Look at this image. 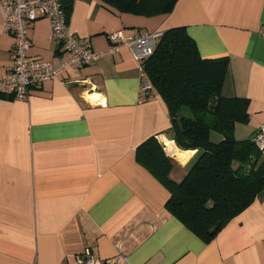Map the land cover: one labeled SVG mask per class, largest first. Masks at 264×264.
<instances>
[{
    "label": "crops",
    "instance_id": "1",
    "mask_svg": "<svg viewBox=\"0 0 264 264\" xmlns=\"http://www.w3.org/2000/svg\"><path fill=\"white\" fill-rule=\"evenodd\" d=\"M2 26L0 8V81L14 45ZM178 26L202 57L228 58L221 94L247 101L235 138L250 139L264 127V0H178L156 15L73 0L69 30L90 37L101 55L32 87L27 100L0 93V264H75L87 248L111 264H264V189L205 242L167 209L169 188L137 160L148 138L170 141V177L179 182L198 150L172 138L159 94L140 100L141 66L109 34L132 38ZM28 35L31 57L55 65L68 57L49 18L32 22ZM209 137L224 138L214 130Z\"/></svg>",
    "mask_w": 264,
    "mask_h": 264
},
{
    "label": "trees",
    "instance_id": "2",
    "mask_svg": "<svg viewBox=\"0 0 264 264\" xmlns=\"http://www.w3.org/2000/svg\"><path fill=\"white\" fill-rule=\"evenodd\" d=\"M102 1L123 12L156 15L170 13L178 0ZM64 7L69 17L73 0H64ZM144 65L156 95L168 106L172 138L181 149L198 154L179 182L170 177L173 160L155 136L137 147V160L169 188L167 209L209 242L264 189L263 150L255 135L246 140L234 136L235 124L246 119L247 101L221 94L228 58L202 57L184 26L162 32ZM212 130L223 140L211 141Z\"/></svg>",
    "mask_w": 264,
    "mask_h": 264
},
{
    "label": "built area",
    "instance_id": "3",
    "mask_svg": "<svg viewBox=\"0 0 264 264\" xmlns=\"http://www.w3.org/2000/svg\"><path fill=\"white\" fill-rule=\"evenodd\" d=\"M3 17V30L14 37L12 50V66L8 74L0 81V93L9 94L17 100H27L34 86L59 77L68 68H80L93 63L101 53L93 50L90 37L79 36L69 30L68 15L64 0H0ZM49 18L53 39L62 46L68 57L58 65L51 61L31 57L28 50L31 42L28 30L31 23L39 18ZM264 36V29L261 31ZM162 32L141 31L132 38H126L122 31L109 34L113 46L126 44L134 58L141 66L140 100H148L156 96L152 81L145 71L144 60L153 55ZM255 141L264 150V127L255 134ZM164 150L173 156L170 141H162ZM174 147V141L172 142ZM75 264H111L107 259L97 257L87 248L78 254Z\"/></svg>",
    "mask_w": 264,
    "mask_h": 264
},
{
    "label": "rangeland",
    "instance_id": "4",
    "mask_svg": "<svg viewBox=\"0 0 264 264\" xmlns=\"http://www.w3.org/2000/svg\"><path fill=\"white\" fill-rule=\"evenodd\" d=\"M188 110V109H187Z\"/></svg>",
    "mask_w": 264,
    "mask_h": 264
}]
</instances>
